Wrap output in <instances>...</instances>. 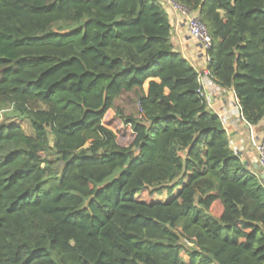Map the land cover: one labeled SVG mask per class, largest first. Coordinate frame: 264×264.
Returning <instances> with one entry per match:
<instances>
[{"label":"trees","instance_id":"16d2710c","mask_svg":"<svg viewBox=\"0 0 264 264\" xmlns=\"http://www.w3.org/2000/svg\"><path fill=\"white\" fill-rule=\"evenodd\" d=\"M171 1L206 28L208 76L261 124L264 0ZM200 86L159 0H0V264H264L262 172Z\"/></svg>","mask_w":264,"mask_h":264},{"label":"crops","instance_id":"0c3cea01","mask_svg":"<svg viewBox=\"0 0 264 264\" xmlns=\"http://www.w3.org/2000/svg\"><path fill=\"white\" fill-rule=\"evenodd\" d=\"M171 21V41L175 50L179 52L197 72L205 70L206 62L200 51V45L197 48V45H195L196 42H192L179 17L173 15ZM190 43L194 44L195 50L192 48L193 46L191 47ZM209 109L221 117L222 126L228 136L231 150L247 166L248 170L252 172L257 169L262 172L261 168L258 166L257 154L251 140H258L262 137L264 132V121L258 126H248L240 118L234 94L218 87L210 91ZM28 136L32 135L28 134Z\"/></svg>","mask_w":264,"mask_h":264},{"label":"built area","instance_id":"2783aa9c","mask_svg":"<svg viewBox=\"0 0 264 264\" xmlns=\"http://www.w3.org/2000/svg\"><path fill=\"white\" fill-rule=\"evenodd\" d=\"M159 1H160L161 5L164 6L170 21H171V17H173V15H175L176 17H179V19L182 20V22H183V24H184V26L186 28L187 35L189 36V38L192 41H194L198 45H200V47H201L200 51L203 54V59L207 63L208 56L206 55L205 52L210 47V38L208 36L206 28L200 22V19H199L198 15L196 13L188 11L184 7L174 3L171 0H159ZM198 75H199V80H200V85L201 86L198 89L197 93L200 96H202V97H204L206 99L207 105H208V108H209V105H210V91H211V89L217 88L218 86L216 85L215 81L212 80L208 76V72H207L206 69L202 70V71H199ZM218 88H220V87H218ZM224 91H229V92L233 93L232 90H224ZM234 98H235V103H236L237 108H238L239 113H240L238 100L235 97V95H234ZM218 117L221 120V117L220 116H218ZM240 118L242 119L241 115H240ZM221 122H222V120H221ZM248 126H250V125H248ZM251 141H252V145H253V147H254V149L256 151V154H257L258 166L261 168L262 174H264V132H263V135H262V137L260 139H258V140H253L252 139Z\"/></svg>","mask_w":264,"mask_h":264},{"label":"rangeland","instance_id":"374dc122","mask_svg":"<svg viewBox=\"0 0 264 264\" xmlns=\"http://www.w3.org/2000/svg\"><path fill=\"white\" fill-rule=\"evenodd\" d=\"M171 24H172V21H171ZM190 45H191V47L193 46L192 48H194V50H195L194 44L190 43ZM195 45H197V48H198L199 45L197 43H195ZM133 99H134L133 95H131V94L125 95L116 102V105L120 106L126 113H129L132 110ZM2 120L6 124L15 123V124L19 125L22 128V130L25 132L26 135H28V134L33 135L34 134L32 128L29 126V123L26 120L5 121L4 118ZM104 124L107 128L112 130L117 135L120 143H122L123 145H125V144L127 145L132 141V136L130 134L129 129L121 126L120 123L115 118H113L112 115H109L107 117Z\"/></svg>","mask_w":264,"mask_h":264},{"label":"water","instance_id":"95a60500","mask_svg":"<svg viewBox=\"0 0 264 264\" xmlns=\"http://www.w3.org/2000/svg\"><path fill=\"white\" fill-rule=\"evenodd\" d=\"M263 178H264V175H263Z\"/></svg>","mask_w":264,"mask_h":264}]
</instances>
